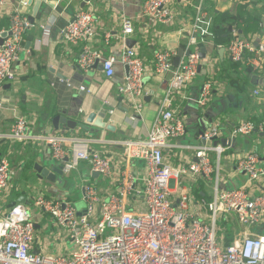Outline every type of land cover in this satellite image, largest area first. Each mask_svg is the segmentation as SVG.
I'll return each instance as SVG.
<instances>
[{"label": "crops", "instance_id": "crops-1", "mask_svg": "<svg viewBox=\"0 0 264 264\" xmlns=\"http://www.w3.org/2000/svg\"><path fill=\"white\" fill-rule=\"evenodd\" d=\"M200 4L212 18V26L214 22L216 25L217 13L231 16H243L245 13L244 18L225 22L230 42L233 25L238 27L242 37L253 40L257 45L264 42V0H245L244 3L234 0L178 1L172 4L174 20L165 24L145 17L141 0H95L85 7L82 0H6L4 10L0 12V35L9 31L11 18L17 12L34 21L36 26L25 35L24 49L16 65L18 81L6 83L0 89V98L5 106L0 110V161L7 157L13 173L6 193V208L12 202L28 205L35 194L41 193L48 200L66 199L75 206L78 202L79 209L84 210L86 185L94 184L103 197H110L121 188L125 170L137 177L139 188H144L148 175L146 164L142 161L128 163L120 143L148 138L165 98L170 75L148 76L145 81L146 95L140 100L144 108L137 112L134 105L119 92L126 69L117 63L115 74L110 79L99 69L100 66L82 74L77 68L82 46L67 44L62 31L78 12L93 13L99 22L92 44L94 49L101 51L104 57L118 58L126 49L133 48L149 68L160 50L175 53V62L179 51L185 49L187 36L195 22L196 7ZM124 17L134 21L135 33L123 42L117 41L114 36L121 34ZM246 20L250 23L247 24ZM40 24L47 29L41 28ZM109 35L113 37L108 38ZM31 37L33 41L29 40ZM128 41L135 44L131 47ZM218 43L214 36L212 41L200 44L201 54L203 49L206 50L201 73L186 92L176 95L174 102V107L184 118L186 134L172 140L171 147L164 152L165 161L174 169L189 168L197 161L194 148L202 144L204 131L213 126L220 127V138L213 140L212 146L222 143L227 150L220 162L216 152H210L219 174H214L211 180L194 177L185 179L183 183L190 187L192 211L204 218L206 211L201 207L202 203L205 207L212 202L216 188L220 191L244 188L252 195L264 193V179L250 182L246 174L237 170L238 163L248 153L255 151L264 155V60L260 68H254L246 61L234 63L227 51L229 44L223 46ZM210 80L216 84V90L210 102L201 107L196 100L204 83ZM68 82L73 87L70 88ZM80 86H85L91 93L80 91ZM111 111L114 113L111 114ZM64 113L69 120L77 122L74 131L65 127L54 128L53 118ZM19 118L27 120L35 134L89 139L91 151L100 152L112 160L114 175L104 178L94 173L88 162L82 161L69 175L57 174L55 183L41 178L36 165L50 171L58 166L52 159L50 147L43 143L24 144L3 138L10 134ZM244 121L262 126L263 131L231 140L232 130ZM103 124H106L105 128ZM66 150L72 157L71 147L66 146ZM211 183H216V186L210 187ZM172 188V198L178 204L180 181L172 182ZM22 198L25 202H18ZM128 210L135 214L143 212V199L131 198ZM44 216L39 214L35 217L36 253L69 256L72 250L67 247L70 241L66 234L60 232L54 222L45 223L42 220ZM232 223L240 228L235 241L243 237L245 229ZM248 231L253 235H264V220ZM232 243L221 245L226 248ZM53 245L56 250L67 251L57 254L51 248Z\"/></svg>", "mask_w": 264, "mask_h": 264}, {"label": "built area", "instance_id": "built-area-1", "mask_svg": "<svg viewBox=\"0 0 264 264\" xmlns=\"http://www.w3.org/2000/svg\"><path fill=\"white\" fill-rule=\"evenodd\" d=\"M141 1L145 17L165 24L174 20L172 4L185 0ZM234 1L244 3L245 0ZM5 5L6 0H0V12ZM121 23V34L114 38L124 42L134 35L135 26L134 21L126 17ZM98 25L95 14L82 10L66 23L62 31L67 44L82 46L77 60V68L82 74H88L101 65L106 78L110 79L115 74V65L120 63L126 73L119 92L134 105L137 112L144 108L140 100L146 95L145 81L148 76L170 75L165 98L148 138L120 143L128 163L142 161L146 164L148 175L145 186L139 188L137 177L128 170L124 171L121 188L110 197H103L96 185H86L84 210L66 199L48 200L41 193L35 194L31 204L40 214L51 215L54 226L74 244L69 256L37 254L35 216L28 205L17 203L10 210L6 208V193L13 173L9 159H1L0 264H264V235H253L248 231L264 220V193L252 195L244 188L230 191L216 188L212 202L205 207L202 203L201 206L208 212V218L201 214L197 216L191 209L190 187L183 184L184 180L194 177L211 180L214 174H219L210 152H216L220 162L227 150L222 143L212 146L213 140L220 138V127L213 126L204 131L202 144L194 148L197 161L189 168L174 169L164 157L172 140L186 134L184 118L174 107L176 95L186 92L201 73L200 44L212 41L214 37L211 33L212 18L203 5L196 7L195 22L187 36L184 56L178 67L173 64L176 54L166 50L155 54L149 68L133 48L126 49L118 58L104 57L92 46ZM34 27L35 24L21 13L13 14L8 31L11 35L0 45V89L6 83L18 81L16 65L24 49L25 35ZM40 27L47 29L43 24ZM231 34L227 51L232 62L246 61L254 68H260L264 60V42L257 45L253 40L242 37L236 25L232 26ZM68 86L71 88L73 84L68 82ZM79 90L91 93L85 86H80ZM214 90V82H205L197 104L206 106ZM255 95L258 96L259 92L256 91ZM4 107L0 98V110ZM259 131H263L262 126L244 121L232 130L231 140ZM3 138L24 144L47 145L52 151V159L63 167L66 175L77 169L82 161L88 162L93 172L104 178L114 175L112 160L100 152L91 151L87 138L35 134L24 118H19L10 134ZM66 146L71 147L72 157ZM237 170L246 174L250 182L264 179V155L255 151L248 153L238 163ZM175 180L181 184L178 204L172 198V182ZM131 198L143 199L145 210L136 214L129 211L128 201ZM220 216L245 229L243 237L226 248L218 241ZM107 229L115 230V234L106 237Z\"/></svg>", "mask_w": 264, "mask_h": 264}, {"label": "water", "instance_id": "water-1", "mask_svg": "<svg viewBox=\"0 0 264 264\" xmlns=\"http://www.w3.org/2000/svg\"><path fill=\"white\" fill-rule=\"evenodd\" d=\"M82 1H83V7H85V5H86L87 3H91V2H93V1H95V0H82ZM31 22H32V21H31ZM32 23L34 24V21H33ZM10 35H11L10 32H4L3 34H1V35H0V45H2V44L4 43V41H5V39H6L8 36H10ZM29 40H30V41H33L34 38L31 37ZM127 43H128L129 46H131V47L135 44V42H133V41H128ZM205 53H206V50L203 49V53L201 54V59H202V60H204V59L206 58ZM183 56H184V50L181 49V50L179 51L178 57L176 58L175 62L173 63L175 67H178V65L180 64V61H181V59H182ZM99 69L103 71V66L100 65ZM200 69H202V66H201ZM88 122L91 123V122H92V118L89 119ZM52 123H53L54 128L57 129V130H59V129L62 128V127H65V128H67L68 130H72V131H74L75 128H76V126H77V122L72 121V120H69V119L65 116V113H64L63 115H57V116H55V117L53 118ZM102 127L105 128V127H106V124H105V125L103 124ZM108 129H110V128H108ZM0 157H1V156H0ZM35 169L40 173V177H41V178H44V179H46V180H48V181H50V182H53V183L56 182L57 174L60 175V176H64L63 167L60 166V165L55 166V167L53 168L52 171H50V170H48V169H45V168H42V167H39V166H37V165L35 166ZM18 202H25V198H22V199L18 200ZM16 204H17V202H12L10 205H8L7 210H10V209L13 208ZM6 216L8 217L9 214L7 213Z\"/></svg>", "mask_w": 264, "mask_h": 264}, {"label": "rangeland", "instance_id": "rangeland-1", "mask_svg": "<svg viewBox=\"0 0 264 264\" xmlns=\"http://www.w3.org/2000/svg\"><path fill=\"white\" fill-rule=\"evenodd\" d=\"M215 186H216V183H215V185H213L212 183L210 185V187H215ZM27 204H28V207H29L30 211L34 214L35 217L40 214L39 210L37 208H35L31 203H27ZM76 206H77V208H79L78 202H76ZM205 214H206V218H208V212L207 211H206ZM42 220L45 223H52V222H54V218L51 215H49V214H46L43 217ZM232 224L233 223L231 221H226L222 216H220L219 223H218V241L221 242V244L222 243H232L234 241V239L236 238L237 231L240 228H238L237 226H233ZM114 234H115V230H113V229H107L106 237L112 236ZM67 247H69L72 250V252H73V250H74V244L73 243L68 242ZM51 248L54 249L55 250V253L57 252V254L59 252H63V251L66 252L67 251L65 249H63V250H56V248H55L54 245Z\"/></svg>", "mask_w": 264, "mask_h": 264}, {"label": "trees", "instance_id": "trees-1", "mask_svg": "<svg viewBox=\"0 0 264 264\" xmlns=\"http://www.w3.org/2000/svg\"><path fill=\"white\" fill-rule=\"evenodd\" d=\"M240 13H242V12H240ZM216 17L218 19H216V21H217L216 25L214 22V24H213L214 26L211 27V33L215 36L216 39H218V42L220 43V44L218 43V45L226 46L230 42V37L226 31L225 22L233 20L237 17L244 18V17H246V15L244 13L243 16H241L240 14H238L236 16H231V15H225V14L217 13ZM246 23L249 24L250 21L246 20Z\"/></svg>", "mask_w": 264, "mask_h": 264}]
</instances>
